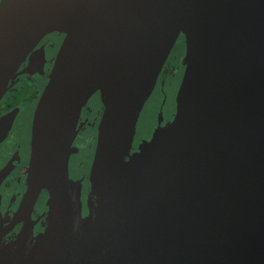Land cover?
<instances>
[{
	"label": "water",
	"instance_id": "1",
	"mask_svg": "<svg viewBox=\"0 0 264 264\" xmlns=\"http://www.w3.org/2000/svg\"><path fill=\"white\" fill-rule=\"evenodd\" d=\"M54 30L66 38L34 115L23 215L49 198L0 264H264V0H1L0 102ZM181 34L176 113L131 154ZM97 92L83 216L69 159Z\"/></svg>",
	"mask_w": 264,
	"mask_h": 264
},
{
	"label": "flooded vegetation",
	"instance_id": "2",
	"mask_svg": "<svg viewBox=\"0 0 264 264\" xmlns=\"http://www.w3.org/2000/svg\"><path fill=\"white\" fill-rule=\"evenodd\" d=\"M65 38L66 33L61 30L48 33L29 53L0 102V247H2L1 242H4L3 246L12 243L26 219H39L46 208L49 192L47 189H43L33 208L26 215L22 213L31 165L34 115L43 91L50 80ZM178 44L182 47V53L174 51ZM186 47V37L181 34L148 101L156 93V90L162 89L163 91L165 74L170 77L182 66L184 69L186 68ZM169 63H171L170 70H167L166 66ZM103 111L104 106L100 93L97 92L88 99L81 110L78 122L79 133L73 143L69 159L70 178L83 183L81 195L83 216L88 213L86 205L91 195L90 173ZM175 113L176 110L172 111L169 116L159 113L156 120H150L146 129L141 126L138 130V121L131 154L138 152L142 145L150 141L156 129L169 123ZM41 229L42 227L38 223L34 229L35 233Z\"/></svg>",
	"mask_w": 264,
	"mask_h": 264
},
{
	"label": "rangeland",
	"instance_id": "3",
	"mask_svg": "<svg viewBox=\"0 0 264 264\" xmlns=\"http://www.w3.org/2000/svg\"><path fill=\"white\" fill-rule=\"evenodd\" d=\"M174 49V51L182 53V47L179 44ZM170 65L171 63L166 66L167 70H170ZM184 70V66H182L179 70H177V72L173 74V76L171 75L169 77V75L167 74L164 75V92L162 91V89L156 90V93L152 96L150 101L146 103L145 108L143 109L139 118L140 120L138 130L141 126L146 129L149 125L150 120H156L159 113H165V116H169L172 111L176 110V96L183 79ZM159 108H161L160 112Z\"/></svg>",
	"mask_w": 264,
	"mask_h": 264
},
{
	"label": "bare ground",
	"instance_id": "4",
	"mask_svg": "<svg viewBox=\"0 0 264 264\" xmlns=\"http://www.w3.org/2000/svg\"><path fill=\"white\" fill-rule=\"evenodd\" d=\"M172 118V117H171ZM137 145V144H136ZM136 145H135V147H136ZM3 244H4V242H1V246H3Z\"/></svg>",
	"mask_w": 264,
	"mask_h": 264
}]
</instances>
